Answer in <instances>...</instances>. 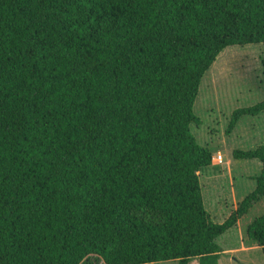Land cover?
Masks as SVG:
<instances>
[{
    "label": "trees",
    "instance_id": "obj_1",
    "mask_svg": "<svg viewBox=\"0 0 264 264\" xmlns=\"http://www.w3.org/2000/svg\"><path fill=\"white\" fill-rule=\"evenodd\" d=\"M247 44L264 0H0V264H218L264 198V145L234 151L262 173L216 223L191 126L208 70ZM246 233L264 254V215Z\"/></svg>",
    "mask_w": 264,
    "mask_h": 264
},
{
    "label": "rangeland",
    "instance_id": "obj_2",
    "mask_svg": "<svg viewBox=\"0 0 264 264\" xmlns=\"http://www.w3.org/2000/svg\"><path fill=\"white\" fill-rule=\"evenodd\" d=\"M262 57V44L227 47L203 78L194 105V112L202 123L192 124V133L215 158L223 155V162L214 159L212 166L201 171L206 208L216 223L226 221L238 204L256 189L257 177L262 173L259 159H237L234 151L264 145V113L245 116L230 130L236 110L264 101ZM263 215L264 198L253 205L236 227L218 239L222 248L220 264H264L262 248L246 233L249 225ZM91 258L97 264H106L97 255ZM152 264H178V261Z\"/></svg>",
    "mask_w": 264,
    "mask_h": 264
},
{
    "label": "built area",
    "instance_id": "obj_3",
    "mask_svg": "<svg viewBox=\"0 0 264 264\" xmlns=\"http://www.w3.org/2000/svg\"><path fill=\"white\" fill-rule=\"evenodd\" d=\"M214 159L216 160V161H218V162H223V155L222 154H219L218 156H217V158H215L214 157Z\"/></svg>",
    "mask_w": 264,
    "mask_h": 264
},
{
    "label": "crops",
    "instance_id": "obj_4",
    "mask_svg": "<svg viewBox=\"0 0 264 264\" xmlns=\"http://www.w3.org/2000/svg\"><path fill=\"white\" fill-rule=\"evenodd\" d=\"M213 161L215 162V160L213 159ZM263 255V261H264V254H262ZM194 261H197L196 263L197 264H200V261H199V259H196V260H194ZM218 264H220V262L218 263Z\"/></svg>",
    "mask_w": 264,
    "mask_h": 264
}]
</instances>
